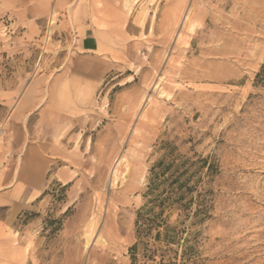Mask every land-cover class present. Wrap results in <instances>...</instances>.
<instances>
[{"label":"rangeland","instance_id":"374dc122","mask_svg":"<svg viewBox=\"0 0 264 264\" xmlns=\"http://www.w3.org/2000/svg\"><path fill=\"white\" fill-rule=\"evenodd\" d=\"M91 20L121 43L117 68L89 101L57 97L49 184L0 204V264H131L168 148L195 163L203 210L176 262L264 264V0H0V193L29 146L46 153L51 83Z\"/></svg>","mask_w":264,"mask_h":264},{"label":"crops","instance_id":"0c3cea01","mask_svg":"<svg viewBox=\"0 0 264 264\" xmlns=\"http://www.w3.org/2000/svg\"><path fill=\"white\" fill-rule=\"evenodd\" d=\"M80 30L68 60L67 77L58 75L51 83L53 100L49 107L46 106V153L42 150L43 145L27 148L21 172L17 177L13 174L7 177L9 185L6 184L7 190L0 193V204L16 202L23 209L48 186L49 173L58 156L52 152L57 143L51 136L57 130L51 124L52 121L60 123L62 116L67 114L61 109L57 97L65 92L68 97L89 101L100 84L117 68L123 48L115 35L108 29L96 26L92 20L85 22ZM64 78H67L66 82Z\"/></svg>","mask_w":264,"mask_h":264},{"label":"trees","instance_id":"16d2710c","mask_svg":"<svg viewBox=\"0 0 264 264\" xmlns=\"http://www.w3.org/2000/svg\"><path fill=\"white\" fill-rule=\"evenodd\" d=\"M255 85L264 87V63ZM178 159L175 149L168 148L162 160L149 171L145 203L137 212L136 242L130 248L131 264H178L179 253L172 245H179L183 233L188 232L179 226L187 221L192 226L203 220V210L193 209L198 203L193 194L197 184L191 185L194 175L189 174L195 163ZM202 162L205 164L207 160ZM174 212L179 218L171 223ZM194 251V247H188L189 254Z\"/></svg>","mask_w":264,"mask_h":264}]
</instances>
